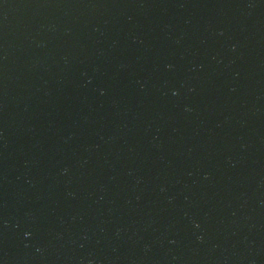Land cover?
<instances>
[{"label":"water","instance_id":"1","mask_svg":"<svg viewBox=\"0 0 264 264\" xmlns=\"http://www.w3.org/2000/svg\"><path fill=\"white\" fill-rule=\"evenodd\" d=\"M0 264H264V0H0Z\"/></svg>","mask_w":264,"mask_h":264}]
</instances>
